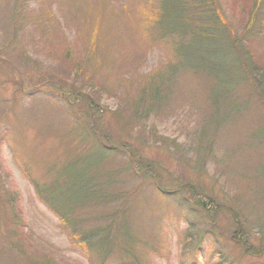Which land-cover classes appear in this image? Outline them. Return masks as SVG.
I'll use <instances>...</instances> for the list:
<instances>
[{
    "label": "rangeland",
    "instance_id": "obj_1",
    "mask_svg": "<svg viewBox=\"0 0 264 264\" xmlns=\"http://www.w3.org/2000/svg\"><path fill=\"white\" fill-rule=\"evenodd\" d=\"M257 1L259 14L246 32L238 28L237 16L232 19L231 0L219 3L223 17H229L227 24L234 25V39L242 32V40L256 38L255 44L250 43L257 54H262L264 45L258 38L264 35V0ZM155 5L154 0H0V264H28L25 258L14 260L2 251L3 247L14 251L11 245L21 244L26 234L45 243L47 251L67 264L120 262L119 251L107 254L84 242L86 249L81 239L73 238L70 228L38 192L41 190L56 205L68 208L76 201L74 182L66 185L63 178V167L71 156L76 157L72 165L81 161L79 152L72 149L74 145L77 149L81 146L79 136L76 143L75 133L70 135L74 116L84 128L91 129L92 122L97 132L108 135L109 145L138 149L136 156L141 165L155 164L146 173L144 167L137 169L132 174L134 178L126 177L123 186V192H135L136 196L128 202L122 221L130 219L135 236L148 240L146 246L136 245L135 254L141 263L214 264V250L219 248L238 264H264V102L256 94L252 84L255 81L247 75L242 80L244 74L235 64L234 49L227 55L228 60L224 53L212 56L219 63L215 82L237 74L234 78L241 80L237 84L240 99L229 100L233 112H228L229 104L218 99L219 106L204 125L205 132L217 133L212 138L216 141L215 151L210 160L202 163L196 154H187L188 162L183 161L175 154L174 145L167 150L136 141L130 127L122 126L118 118L117 101L122 99L106 97L111 93L109 87L102 91L105 97L99 114L89 108L86 94L74 91L78 87L61 82L51 72L62 57H83L90 50L95 72L107 84L117 86V80L123 79L114 91L127 84L120 89L133 87L141 94L151 90L156 85L152 80L155 70L168 61L175 65L177 55L176 46L163 38L155 25ZM23 18L37 28L34 43L21 41L27 44L21 56L30 58L26 64L19 57L21 53L13 54L8 44ZM46 39L50 40L49 47L41 44ZM222 48L220 45L221 51ZM251 77L259 80L264 94V80L254 74ZM179 79L181 86L188 88L185 92L177 90L173 103L181 114L180 120L172 117L160 122L155 118L148 128L156 125L158 133L168 140L185 142L190 148L197 116L189 108L202 103L203 90L204 96L206 90L207 95L211 93L213 81L189 72ZM197 85L200 88L196 89ZM82 88L90 91L86 86ZM241 102L242 112L237 109ZM126 157V153L110 155L103 166L117 167ZM74 166L70 168L75 170ZM212 196L211 205L208 198ZM89 204L73 210L92 214V220L96 216L100 219L102 213L111 217L110 207L94 210ZM213 226L216 232L210 235Z\"/></svg>",
    "mask_w": 264,
    "mask_h": 264
},
{
    "label": "trees",
    "instance_id": "obj_2",
    "mask_svg": "<svg viewBox=\"0 0 264 264\" xmlns=\"http://www.w3.org/2000/svg\"><path fill=\"white\" fill-rule=\"evenodd\" d=\"M154 1L156 5L154 8L152 7V13L154 15L155 25L161 31V36L176 46L177 55L175 56V65L173 62L168 61L160 69L155 70L152 80L155 81L156 85L154 86L153 84L150 87L151 90H144L142 92L143 94H141V90L139 92L137 91L138 89H133V87L120 89L129 86L127 84L120 86L114 91L118 86V81L120 85L123 84V79L117 80L115 84L117 86L107 84L106 80L102 79L95 72L94 55L90 50H87L88 53H85L83 57L71 56L70 59V54L68 55L69 60L62 57L59 64L54 66L51 72H54L53 75L59 77L61 82L66 81V83L69 82L71 84V87H78L74 91L79 94H86L89 108L99 114L103 109L101 105L105 97L102 91L106 87H109L108 91L111 93H108L109 95L107 94L106 97L112 96L117 100L119 98L122 99L121 102L119 100L117 101L118 109H116V112L119 120L123 124L122 126L130 127V131L133 133V138L136 141L141 142V144L151 143L153 145H159L165 147L167 150L171 145H174L173 149L176 151L175 154L178 153L183 161L188 162L189 158H187V154H196L197 158L201 160L199 162L202 163L203 160H208L213 151H215L216 141L212 138L213 135L217 136V133L213 132V130L205 132L204 125L208 120V116L219 106L218 99L223 104L225 103V105L229 104L228 112H233V107L229 103V100L233 97L238 100L240 99L237 84H241V80L238 79L236 81L234 78L238 76L237 74L233 73L231 76H226L225 79L215 82V78L217 79L215 68L219 66V63H217L215 58L212 59V56L224 53L228 60L227 55L234 49L233 52H236L235 64L237 63V66L242 69L244 74L242 75V80L246 79L245 75L254 80L255 82H252V84L254 87L256 86V94L264 102V94L259 80L251 77L254 74L264 80V53L257 54L254 51L251 43L256 38L245 39L248 42L242 40L244 39V32L236 40L234 39L233 34L236 33V30L234 31L232 22V25L227 24L229 17H223L222 6L219 0ZM257 2V0H231L230 2V11L233 15L232 19L237 16L239 18L238 28L244 29L245 32L252 26L259 14L258 5H256ZM236 11H238V14L234 15ZM22 20L20 29L15 31V35L13 34L14 36H12V41L8 43L13 48L11 49L13 54L15 51L21 53L19 55L20 58H22V53H24L22 50L23 45H27L25 42L21 44V41L26 40L34 43V36L37 32V28L31 20H24V18ZM217 32L220 34L217 35ZM258 41L264 45V35H260ZM221 42L223 43L221 44ZM46 43L49 47L50 40L48 39L41 44L46 46ZM216 44L219 46H215ZM220 45L223 46V52L220 49ZM212 47L214 51H211ZM186 49H191L192 52H186ZM199 49L202 50L194 53ZM29 61L30 58L27 55L22 58L24 64ZM238 67L236 68L237 73L239 72ZM231 68L229 67V69ZM188 72L192 75H204L213 81L211 93L207 95L206 90V95L204 96L203 90L202 103L197 102L198 105L189 108L190 112L197 116L195 128L190 134L192 136L191 142H193L190 148H188L185 142L177 143L176 140H168L166 136L160 134V132L158 133V127L156 125L148 128V124L150 122L154 123L155 121L153 120L155 118L157 120L161 119L160 122H163L164 120H170L172 117L176 119L181 115L173 103L177 100V90L179 92H185L184 89H188L181 86V80L179 79V77L181 78L182 75L184 76ZM151 81H147L148 85ZM97 82L98 84H96ZM132 84L130 83V86ZM82 86L88 87L90 91L82 88ZM200 86L197 85L196 89L200 88ZM95 88H99L100 90H94ZM143 88L145 89L146 87ZM192 88H195L194 85L191 86ZM123 92L125 96L122 95ZM249 95L252 96L250 93ZM248 98L250 97L248 96ZM241 108H243L242 102L241 104L239 103L237 109H240V112H242ZM72 116L74 115L72 114ZM72 119L73 125L70 135L73 136V133H75L73 137L76 138V143L78 135L79 144H81L78 149L76 145L72 149L79 152L81 158L80 155L78 158L81 161L80 164L78 163V165L74 166L72 165V161L76 157L71 156V161L63 167V178H65L66 185L71 180L74 182L75 185L73 187L77 189L76 201L68 208L62 204L56 205L41 190L38 189V192L45 196L43 199L50 205L51 210L70 228L74 234L73 238L81 239L86 249L88 248L85 243L88 242L92 247L96 245L100 251L107 254L113 250L119 251L122 256L120 262H114L112 264H143L141 263V258L135 254V250L138 249L136 245L143 244L146 246L148 240H143L141 237L135 236L130 219L128 222L122 221L126 215V209L133 200V195L136 196V193L123 192V186L127 183L125 180L126 177H128V180L134 178L132 174L137 169L144 167L145 170L143 172L146 173V170H151L152 165L155 164L149 162L148 164L141 165V159L136 156L138 149L130 150L128 145L122 146V148L111 146L108 144L109 136L103 134V132H97L92 122H90L91 129H86L78 121V118L74 116ZM179 120L180 118H178ZM178 121L174 124L177 125ZM214 128H217V126ZM206 139L210 141L207 143ZM90 148L94 149L91 151L89 150ZM121 153L127 154L126 159L122 163L117 167L110 165V167L104 168L103 164L108 160L110 155ZM71 166H74L75 170H72L70 168ZM164 193L170 194L166 191ZM205 198L207 199L206 196ZM212 198L214 197L208 198L211 205L213 204ZM206 199L203 200L205 205H207ZM89 202V207L95 208L94 210H97L99 207H110L113 210L111 217L102 213L100 219L96 216L92 220V214L83 215L82 212H75L73 210L74 208L80 210L81 206ZM125 205L126 207L124 208ZM87 224L89 228H85ZM215 232L213 226L212 232L210 231L209 233L213 235ZM261 240L264 243V236ZM11 246L14 251H10L6 247H3L2 251L6 255H11L10 257H13L14 260L22 257L23 260L24 258L26 261L28 260V264H67L55 254L47 251L48 249L45 243L37 241L34 237L30 238L27 234L21 238V244ZM214 254L217 255V260L214 264H238L227 256L225 257L222 249L216 248ZM91 263L89 261V264ZM144 264H151V262H145Z\"/></svg>",
    "mask_w": 264,
    "mask_h": 264
}]
</instances>
